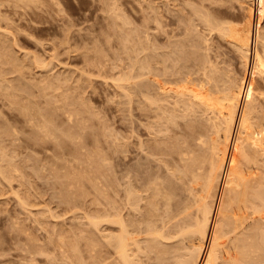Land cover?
<instances>
[{
	"label": "rangeland",
	"instance_id": "rangeland-1",
	"mask_svg": "<svg viewBox=\"0 0 264 264\" xmlns=\"http://www.w3.org/2000/svg\"><path fill=\"white\" fill-rule=\"evenodd\" d=\"M17 3L13 2V0L0 1V160H2L0 161V166H3L0 169H3L2 171L4 172L3 173L0 170V264H74L77 260L78 262L75 264H81L80 259L83 257H87V260L83 258L86 260V264H91L92 261L88 260V257L91 258V255H88L91 252V247H89L91 246V243L88 239L93 235V229L91 226L88 227L89 229L87 227V229L84 228L86 225L89 226L87 219L84 218V216L85 214L86 217L92 215L89 210L93 211V199L97 197L98 192L96 193L93 190L91 184L92 181H87L84 177L81 178L80 184L82 188H85L81 189L80 185L77 187H67L71 182L68 176L84 173V175H91L89 177H91L92 180L93 177L96 179L98 177L97 180L102 181V183L106 185L103 186V191L111 195L113 191L116 190L118 195V197H116L121 202L126 196V190H124V187L129 185L133 186V195L136 198L132 199L133 201L138 199L142 200V203L140 202L142 211L146 209V201L150 197L149 195H151L150 192L152 193L153 191L151 186L148 187V182L156 178L159 179V181H163L166 187H169L167 185H169L168 181L170 179L171 182L174 181L172 185H170V187H173L172 190H175L173 191L175 192L174 201L180 203L182 200H179V197H181L180 195L183 196V191H185L181 184L186 185L187 183H185V180H182V182L181 180H176V178H174V173H170V171L175 170L173 165L178 164L176 159L177 155L172 153L171 149L177 144L181 148H184L182 147V144H184L192 134V132H190L193 128L192 126H199L202 124L199 122H204L205 118H201L203 116H201L202 113L200 114L199 112L200 115H197L196 113V117L194 114H188L184 118V115L189 112L187 111L188 109L186 106L178 107L176 104L170 106L166 105L168 101L170 104L174 103L172 100L175 101V99H172L173 95L171 97V89L167 91V88L172 87V89H174L179 82L180 84L183 82L184 84L182 83V85H184L186 89H191V86L193 85L194 89L199 88V86L201 87V84L199 85V83H202V85L205 83L200 82L205 80L204 77L202 78V76H205L202 74L204 73L202 72L204 67L203 64L207 65L208 69V65L216 63L215 65H217L219 69L218 72H220L218 75L224 73V71L221 73L222 69L219 68L221 64H224L227 69L233 72L231 73L234 76H243L242 74L246 71H243V63L242 65L240 64L242 60L240 55L238 57V51L237 53L235 52V45H232V42L229 41L230 46H233L230 47L228 41H226L230 39L223 35L218 37V32L212 30V28L216 26L214 23L218 24L217 22L220 23V21H228L234 25L236 24V26H241L244 19H246V10L245 7H243L244 5H242V3L244 4V1L40 0V2ZM228 6H231L232 8L229 7V9ZM206 10L208 12L210 11L209 15L214 13L213 16L211 14L207 18L211 17L212 19L215 18V20L218 19L219 21L215 22V20L210 19V23L209 21H206V17H204L205 20H201V18H203L202 12L208 15ZM198 11L201 12L197 15ZM117 15L119 18L116 17ZM196 16L198 17L196 18ZM121 17H123L122 19L124 20H122ZM159 17L162 19H157ZM254 18L253 23L256 22V17ZM204 25L207 26V28L204 27ZM258 27L264 34V20L258 22ZM143 28H145V31ZM210 30H212V32H210ZM190 31L192 32L190 33ZM137 32L139 33L137 34ZM141 32H143V34H141ZM144 33H147V35H144ZM129 34L132 35L130 36ZM200 36L205 38H200ZM221 36L223 37L221 38ZM224 37L228 39H224ZM140 38H142V40L145 39V44H142L143 41ZM197 39H199V41ZM208 41H210V43ZM130 42L132 43L130 44ZM194 42L200 43L196 45ZM134 43L135 45L139 43L141 49L137 47L138 45H133ZM173 43H176L177 45H174ZM179 44L186 45L180 47ZM199 45L200 48L197 47ZM256 45H253L254 49L259 46ZM207 46H210V50ZM128 47L130 51L136 49L133 51L134 54L138 50V54L136 53L138 57L136 54H131L129 50L125 51L123 49H127ZM176 47L179 50H182L178 52ZM204 47L207 48L206 51L203 49ZM143 48H146V50H143ZM147 48H149L150 51ZM170 48L174 49V52H171ZM201 48L203 49V52L199 51ZM160 49H162L163 53H161L162 51ZM215 49H218V51ZM140 50L142 51L141 53ZM191 50H195L196 54L194 53V55ZM8 51L11 56L8 54ZM145 51L148 52L146 53ZM175 51L178 53H175ZM196 51H199L201 54L204 53L207 56L211 55L210 59L208 58L209 56L207 57L204 54L201 55ZM183 52L186 53L184 54ZM125 53L129 56L128 58ZM173 53H175L176 56H174ZM217 53L219 55H217ZM178 54H183L180 55L182 58L178 57ZM168 55L172 59L169 58ZM171 55L176 57V60ZM197 55L202 59H207L203 60L205 63L203 62V64H200L202 65L201 68L195 67L199 66V63L194 64L195 62H199L197 60L199 56L195 57ZM147 56L151 59L147 58ZM183 56L185 57L183 58ZM203 56H206L207 58H204ZM217 56L219 60L216 58ZM131 57L133 61H131ZM143 57L144 59L141 61L140 59ZM191 58H193L192 61L190 60ZM134 59L136 60L134 61ZM184 59L187 60L184 61ZM188 59L190 61H188ZM233 59L236 62L233 61ZM145 60L148 61L147 63L149 67L152 66L149 68L151 70L148 71H153L154 73L157 72V76H153L152 74L154 73H151L153 77L150 73L148 75L147 70V74L141 76L142 78L138 76L139 74H143V72L141 73L143 70L139 69L141 67L139 65L144 62L146 63ZM136 61L139 62L138 65ZM167 61L169 63H167ZM173 61H177L176 63L178 66ZM206 61H210L209 64ZM219 61H221V63ZM200 62H202V60H200ZM130 63L132 64L130 65ZM170 63H172L171 65L173 66H171ZM133 64L135 67L130 68ZM182 65L184 69L180 70L183 68ZM163 66L166 69L169 67L167 70L164 69L167 73L163 70L165 74L162 72ZM154 67H156V70L152 69ZM174 67L178 69V72ZM221 67L225 68L223 66ZM128 69L131 70L132 73ZM240 70L242 71L240 72ZM238 71L240 73H237ZM124 74L127 75L124 76ZM171 75L174 77L173 80L170 79L173 78ZM199 75L202 76L200 77ZM244 75H247V72ZM129 76H131L130 80L128 78ZM132 76H135V78ZM145 76H149V79L151 81L153 80V82H150L149 80V85H147L150 86L149 89L153 90H149L152 92V98H158L160 93L164 95V92L159 91H164V88L166 89L165 91H167L165 95L170 93V96L168 95L166 97L162 96V98H158L161 100L159 103L160 105L156 106V109H154L155 106L151 107L153 105L149 106L148 103L143 100L145 98L142 99V97H144L143 93L141 94L140 92L142 87L136 89V85L133 84L132 87L127 83L136 82L138 83L137 86L140 84L146 85L148 83L143 79ZM177 76L181 77L182 82L179 80L180 78L176 79ZM182 77L184 79H182ZM247 77H249V74ZM125 78L126 81L127 79L128 81L126 82L127 84L124 82V85L127 89H130L128 86L132 87L130 91H126L127 89H124L125 87L122 88L124 85L119 83V81H121V83L125 81ZM157 78L161 79L159 80ZM162 78L166 81L164 82ZM155 80L163 81L160 82L161 85L157 84L159 85V87L157 86L159 88L158 90L157 87L155 88ZM191 81L196 82V84H191ZM118 85H122L121 88H119L120 86ZM160 86L163 87V89ZM179 86L180 85L177 86L178 89L180 88ZM184 86L182 87L185 90ZM131 90L133 91V94L130 93L132 92ZM154 90L159 91L157 92L159 95L156 97ZM125 92L127 93L124 94ZM139 93L143 96L141 97ZM136 96L137 98H135ZM168 97L171 98L168 99ZM138 98L142 102L139 101ZM166 98L168 100L167 103L165 100L162 101V99ZM129 99L133 102L129 101ZM143 102L146 105L141 104ZM161 103L162 105L164 103L166 104L162 107ZM139 105L144 107L140 108ZM174 105L177 107H174ZM165 107L166 109H164ZM24 108L26 111L23 110ZM169 108L171 110L175 109L174 112L176 114L171 112ZM144 109L146 111H142ZM177 109L178 111H176ZM151 111H153V113ZM180 111L185 114L180 113ZM165 115L171 117V120L167 117H163ZM197 117L199 119H197ZM164 118L165 121L167 119V123L163 121ZM159 119L160 121H157ZM172 119L174 121H172ZM29 122H33V125H31L32 123L29 124ZM168 122L170 123L168 124ZM44 123H46L45 126L43 125ZM47 123L49 126H47ZM171 125H173V127ZM43 126L48 129L41 128V130H51L52 133L46 131L47 133L49 132L47 134L45 131L44 133L39 129L37 130V128ZM55 127H57V129H53ZM53 135L54 137L52 138ZM73 136L75 138H73ZM37 140L40 142H37ZM174 142L177 144H173ZM119 144L121 147H119ZM168 145H171L172 147H169ZM40 146L45 148H41ZM45 149L48 150L46 153L47 155L43 152ZM101 150L103 152H100ZM63 153L65 154L64 156ZM56 154L61 158H57V156L54 157ZM98 155H100L99 159ZM44 157H47L48 160ZM89 157L92 159L88 160L87 158ZM94 157L98 160L103 158L107 161L103 159L98 161ZM52 158H56V160L53 162L54 159L50 160ZM64 158L65 160H63ZM42 159L45 161L42 162ZM49 161L53 162V164ZM70 161H72V163H70ZM73 161H75L76 164ZM86 161H88V163ZM91 162L93 164L90 166L89 163ZM165 163L170 166L167 164L165 165ZM85 164L91 169L90 172H87L89 171V168L86 169L87 171L82 169L88 167ZM41 165H45V168L42 166L40 169ZM62 165L64 167L61 170L56 171V169H59ZM70 166L78 169L80 167L82 168L75 170L76 168L73 169L70 168ZM171 166L173 169H171ZM94 167H98V169ZM67 169L72 170L73 172ZM81 169L83 170L82 173L79 172ZM93 169L96 170L93 171ZM110 169H112V171H110ZM4 170L10 172L7 173ZM65 170L67 173H70L64 174ZM125 171H128V174ZM171 174H173V178L171 177ZM65 176H67L66 179H64ZM59 177H62L63 179ZM100 177L103 178L100 179ZM114 179V183L117 184H111L113 182L111 180ZM140 179L145 180L146 182L141 181ZM159 181L157 180L158 183ZM64 182H68V184H65ZM107 183H110V185H107ZM164 183H161V185ZM162 186L165 188L164 185ZM180 187H182V189ZM142 189H145L146 191ZM84 193H88L89 196ZM176 193L179 194L177 195ZM125 212L129 213V218L131 220H138L139 215L134 213L129 207L125 209ZM160 217L161 216L158 215L155 219L159 220ZM77 219L80 220L81 223ZM82 223H86V225ZM136 223L137 225L139 224L138 222ZM157 224H159V221ZM80 225H82V227ZM80 237L83 239L79 240ZM85 237L87 240H85ZM61 238L62 240H60ZM73 245H77L76 252H74V249L71 250L72 248H70ZM68 248L69 250L67 251ZM87 249L88 252L83 251ZM37 250H39V252ZM69 252L70 254H68ZM64 255L69 258L66 260ZM78 255H80V258ZM32 258L36 261L34 260V262Z\"/></svg>",
	"mask_w": 264,
	"mask_h": 264
},
{
	"label": "bare ground",
	"instance_id": "bare-ground-1",
	"mask_svg": "<svg viewBox=\"0 0 264 264\" xmlns=\"http://www.w3.org/2000/svg\"><path fill=\"white\" fill-rule=\"evenodd\" d=\"M9 1H11V0H9ZM38 1L40 2V0H38ZM38 1L37 0H13V2H16V3L17 2L18 3L19 2H38ZM243 1H244V4L242 3V5H244L243 7H245V10H246V17H245L246 19H244V21L242 22L243 24L241 23L242 25L239 24L241 26H236V24L234 25L232 23H229L228 21H227L228 23L227 22H221V21L219 23V22H217V21H219L218 19L215 20V18L212 19L211 17L207 18L208 16H210L212 14L211 13L209 15L210 11L208 12L207 10L206 11L208 12V15L205 14L204 12H202L203 18H201L200 16L199 17L201 18V20H205L204 17H206L207 22L210 19H212L218 23V24L214 23V25H216V26L213 27L212 30H216L218 32V35H219V36L217 35L218 37H220V35L228 37L230 40H226V41H228V43H229V41H231L232 42L231 44L235 45L234 48L236 49V51H235V49H234V51L236 53L238 51V53H239L238 57L240 55V58L242 60V62H240V64L242 65V63H243V65H242L243 69H244L243 71H246L247 75L249 74V77H247V75H244L246 72L244 74H242L243 76L240 75L241 77L234 76L232 74L233 72L231 70L227 69L224 66V64H221V66H223L225 68H222L221 66H219V68L222 69L221 73L223 71H224V73L222 75L221 74L218 75L220 72H218L219 69H218L217 65H215L216 63H213V64L211 63L210 65H208V69H207V65L203 64V62H204L203 60H207V59H202V58H200L199 55H197L195 57L199 56L197 58V60L199 62H195L194 64L199 63L198 64L199 66H195L196 68L197 67L201 68L202 65H200V64H203V66H204L203 67L204 71L202 70V72H204V73H202V72L201 73L204 74L205 76L199 75L200 77L202 76V78L204 77L205 80L202 79L203 81H200V82H205V83H203L204 85H202V83H199V85L201 84V87L199 86V88H196V86H195L196 89H194V87H193L194 85H193V86H191V89H189L187 87L188 84L190 83V81H189V83L186 86L188 89H186L185 86L182 85L183 82L181 80V77H179L180 76L179 75V76H177L176 79L180 78L179 80H181V82H182L181 84H180V82L178 83V85H180L179 86L180 88L178 89L177 84H175L177 86L174 87V89H172L171 86H170L171 88H169V87H168L169 89L167 88V91L171 89V92H172L171 97L173 95L172 99H175V101L172 100V102H174V103L171 102L172 104H170L169 101L167 100V98L162 99V101L165 100L166 103L168 101L169 104L164 103L168 106L173 105V104L178 105V107L186 106V108L188 109L187 111H189V112H187L186 115H184V118L188 114L189 115L194 114V116H195L196 113H197V115H200L202 113L201 116H203V117H201V118H205L204 122H199V123H202L199 126L197 125V123H196L197 127L194 125L192 126L193 127L192 130H190V132H192V134L189 137L187 136L189 139H187V141L185 140L186 142H184V144H182L183 146L181 145L184 148H181L176 143L177 142L176 141L173 144H177L178 146L175 145V147L173 146V148L171 149V152L175 153L177 155L176 156L177 158L176 157L175 158L177 159V163H178L177 165H179V166H177L175 164L176 167H175V165H173L175 170H172L174 172L170 171L171 169H173L172 166H171L172 168L169 171H170V173H174V176H175L174 178H176V180H181V182H182V180H185V183H187L186 185L181 184L183 187V190L185 189V191H183L185 196L180 195L181 197H179L180 198L179 200H182V201H180V203L178 201H174V193L175 192H173V191H175V190H172L173 189L172 186L170 187V185H172V183L174 181L171 182L169 179V181L171 183L168 181L169 185H167V186H169V187H166L165 183L163 181H159V179L154 178V180L149 181L147 184L148 187L151 186L153 191H152V193L150 192V194H151V195H149L150 197L148 196L149 198L148 199L146 198L147 199V201H146L147 207H146V209H144V211H142L141 207H140V202L142 200L138 199L136 201H133V199H132V198H136L133 195V189H132L133 186L129 185V186L124 187V190H126V196H125V198H123V201L121 202L120 200L117 199L118 195L116 193V190H114L113 193L111 192L112 193L111 195L107 194L105 191H103V186H106V185L104 183H102V181L97 180L98 177H97V179L93 177V180H92V178L89 177L91 175H84V173H82V171H83L82 169L86 170L89 168V166L87 164H85V165L88 167H85V168L80 167L82 169L79 172H81L82 174L78 173L77 175H75V174L70 175V176H68V178H69V180H71V182L69 184H68V182L65 183L66 181L64 182L65 184H68L67 187H69V186L77 187L78 185H80V188L83 189L85 187L82 188L80 181H81V178L84 177L85 179H87V181L88 180L92 181L91 184H92L93 190L96 193L98 192L97 197L95 199H93V205L94 206L93 205L92 206L94 207V209H93V211L89 210V211H91L92 215L90 214L91 216H87V217H86V214H85V216L83 215L84 218L87 219V223L89 226H87L86 223H82V224L86 225V226L84 225L85 226L84 228H86V227L88 228L91 226V228L93 229V235L91 236L90 239H88V240H90V243H91V246H89V247H91L92 253L90 252V254H88L89 256L91 255V258L88 257V260L92 261L91 264H264V34L260 31V29L258 27V22L261 20H264V0H243ZM208 5H210V4H208ZM19 6H17V7H19ZM229 7H231V6H228V8ZM224 11H222V12H224ZM200 12L201 11H198L197 15ZM230 12H232V11H230ZM216 13H217V11H216ZM158 14H160V13H158ZM213 14H212V16H213ZM162 16H164V15H162ZM216 16H218V15H216ZM116 17L119 18L118 15ZM197 17L198 16H196V18ZM254 17H256L255 23H253L254 22L253 19H255ZM122 18L123 17H121V19ZM160 18L161 17H159L157 19H160ZM122 20H124V19H122ZM201 20H199V21H201ZM125 21H123V22H125ZM157 21H155V22H157ZM189 21H190V19H189ZM224 21H226V20H224ZM207 22H206V24H207ZM172 23H173V21H172ZM172 23H170V24H172ZM236 23H238V22H236ZM205 25H204V27L207 28V26H205ZM126 26H127V22H126ZM144 29L145 28H143V30ZM147 30H149V29H147ZM212 30H210V32H212ZM192 31H190V33ZM139 32H140V30H139ZM139 32H137V34ZM206 32H204V33H206ZM210 32H209V34H210ZM123 33H125V32H123ZM127 33H129V32H127ZM141 34H143V32H141ZM145 34L147 35V33H144V35ZM129 35L131 36L132 34H129ZM202 35H204V34H202ZM187 36H188V34H187ZM201 36H200V38H205V37H201ZM206 36H208V35H206ZM223 36H221V38ZM225 37H224V39H228ZM140 39L142 40V38H140ZM188 39H190V38H188ZM144 40H142L143 41L142 44H145ZM197 40L199 41V39H197ZM208 40H209V38H208ZM179 41H181V40H179ZM133 42H135V41H133ZM208 42L210 43V41H208ZM131 43L132 42H130V44ZM135 43L133 45H135ZM176 43H178V42H176ZM176 43H173V44L177 45ZM187 43H189V42H187ZM194 43H196V45H198L200 42L199 43L194 42ZM194 43H193V45H194ZM202 43H203V41H202ZM136 45H138L137 47H139V43ZM182 45H186V44H182ZM182 45H180V47ZM208 45H210V44H208ZM232 45L230 46V43H229L230 47H233ZM253 45H256V46L259 45V46L254 49ZM145 46H143V47H145ZM203 46H204V44H203ZM203 46H201V47H203ZM131 47H132V45H131ZM194 47H196V46H194ZM194 47H191V48H194ZM197 47L200 48V45ZM149 48H150V46H149ZM149 48H147V49L150 51ZM187 48H189V47H187ZM209 48H210V46L208 47V49ZM123 49L125 51H128L129 47L127 49H125V48H123ZM144 49L146 50V48H143V50ZM167 49H169V48H167ZM176 49H178V48L176 47ZM203 49L206 51L207 48L204 47ZM203 49L201 48V50H199V51L203 52ZM134 50H136V49H134ZM160 50L162 51V49H160ZM173 50L174 49H171V52ZM181 50L178 49V52ZM212 50H214V49H212ZM215 50L218 51V49H215ZM133 51H130L131 54L133 53ZM191 51L193 52V54L195 53V50L194 51L191 50ZM199 51H196V52H199ZM229 51H231V50H229ZM137 52H139V51L137 50ZM137 52H135V54ZM141 52L142 51L140 50V53ZM178 52L175 51V53H178ZM187 52H188V50H187ZM161 53H163V51ZM175 53H173L174 56H176ZM183 53L185 54L186 52H183ZM228 53H230V52H228ZM228 53H226V54H228ZM8 54L10 55L9 51H8ZM135 54L133 53V55H135ZM203 54H201V55H203ZM125 55H126V53H125ZM169 55H170V53H169ZM178 55H179L178 57H181L180 55H183V54H178ZM204 55H206V54H204ZM217 55H219V54L217 53ZM126 56H127V58L129 57L128 55H126ZM171 56H173V55H171ZM188 56H190V55H188ZM206 56H203V57L207 58L209 55L207 57ZM210 56L208 57L209 59H210ZM213 56H215V55H213ZM119 57H122V56H119ZM137 57H138V55H137ZM184 57L185 56H183V58ZM147 58H149V57L147 56ZM169 58H171V57L169 56ZM216 58L218 59V56ZM120 59H122V58H120ZM136 59H138V58H136ZM136 59H134V61ZM142 59H144V57L141 58L140 60L142 61ZM149 59H151V58H149ZM174 59L176 60V57H174ZM192 59L193 58H191L190 60L192 61ZM223 59H224V57H223ZM236 59H238V58H236ZM158 60H160V59H158ZM185 60H187V59H184V61ZM190 60L188 59V61H190ZM194 60H196V59H194ZM200 60H202V62H200ZM131 61H133L132 57H131ZM145 61H146V63L144 62L143 64L139 65V66H141L139 69L143 70V71H141V73L143 72V74L138 75L140 77L147 74V73H148V75H149V73H150V75H151V73H154L153 71H148V70H151L149 68L152 66L149 67L148 63H147L148 61L147 60H145ZM161 61H164V60H161ZM168 61H167V63H169ZM221 61H223V60H221ZM221 61H219V62L221 63ZM233 61H235V60L233 59ZM136 62H135V64H136ZM151 62H153V61H151ZM164 62H166V61H164ZM173 62L176 63L177 61H173ZM206 62L209 64L210 61H206ZM212 62H214V61H212ZM132 63H134V62H132ZM132 63H130V65ZM138 63L139 62H137V65H138ZM171 64L172 63H170V65ZM240 64H239V66H240ZM176 65H177V63H176ZM165 66H167V65H165ZM171 66H173V65H171ZM177 66H176V68H177ZM133 67H135L134 64H133V66H130V68H133ZM182 67H183V65H182ZM136 68H134V69H136ZM154 68H152V69L156 70V67H154ZM164 69H166V68L163 66L162 72ZM183 69H184V67L181 68L180 70H183ZM146 70L148 71L147 73H146ZM166 70H164V72H166ZM176 70L178 72V69H176ZM227 70H229V71H227ZM129 71H131V70H129ZM241 71L242 70H240V72ZM126 72L129 73L128 71H126ZM135 72H138V71H135ZM240 72L238 71L237 73H240ZM131 73H132V71H131ZM131 73H129V74H131ZM156 74H158V73L156 72L152 75L157 76ZM190 74H191V72H190ZM199 74H200V72H199ZM125 75H127V74H124V76ZM172 75H173V73H172ZM151 76H150V78H151ZM196 76H198V75H196ZM130 77L131 76L128 77L129 80L131 79ZM132 77L135 78V76H132ZM163 77H165V76H163ZM138 79H140V78H138ZM143 79H145V82L148 84H146V85L140 84L139 86H137L138 83H136V82L129 83V82H127L128 79L126 81V78H125V81H123L122 83L118 79L117 80L119 81L120 84H123V85L127 82L128 84H130V86L133 87V84H134V85H136V89H139L142 87V89H140V92H141V94L143 93L144 97H142L143 95H141L139 93L141 95L142 99L145 98L143 100H145V102L148 103L149 106L150 105H153L151 107L155 106L154 109H156V106L160 105L159 103L161 100L158 98H162V96L166 97L170 93L165 95L167 93V91H165L166 89L164 88V91L159 90L160 92H164V95H162L160 93V96H161L160 97V96H158L159 94L157 93L159 91L154 90L155 91L154 94H156L155 97L158 96V98H154V97L152 98L153 95H152L151 91H153V90L149 89L150 86H147V85H149V82H148L150 80L149 76H145ZM157 79L160 80L161 78H157ZM170 79L173 80L174 77L170 78ZM182 79H184V78L182 77ZM117 80H116V82H117ZM159 80L158 81L155 80L156 82L154 81L156 84V86L154 85L155 88L157 86L159 87V85H161L160 82H163L162 80L161 81H159ZM172 80H170V81H172ZM196 80H198V79H196ZM134 81H138V80H134ZM165 81L166 80H164V82ZM145 82H143V83H145ZM150 82H153V80L152 81L150 80ZM157 82H159V83H157ZM197 82H199V81H197ZM117 84H118V82H117ZM157 84H159V85H157ZM191 84H196V82L191 81ZM181 85L184 86L185 90L183 89V87ZM118 86H120L119 88H121L122 85H118ZM123 87H125L124 89H127L125 85L122 86V88ZM132 87L128 86V88H130V89ZM158 87H157V90L159 89ZM163 87H165V86H163ZM163 87H161V88L163 89ZM181 87H182V89H181ZM130 89H127L126 91H130ZM149 90H151V91H149ZM122 92H124V91H122ZM135 92H137V91H135ZM126 93L127 92H125L124 94H126ZM130 93L133 94V91ZM125 97H127V96H125ZM128 98H130V97H128ZM135 98H137V96ZM170 98L168 97V99H170ZM138 99H136V100H138ZM129 101H131V99H129ZM139 101H141V100L139 99ZM131 102H133V101H131ZM141 104L144 105L145 103L143 102ZM163 105L161 103L162 107H163ZM129 106H130V104H129ZM168 106H166V107H168ZM143 107L140 106V108H143ZM166 107L164 109H166ZM174 107H177V106L174 105ZM170 108H169V110L171 112L175 113L174 112L175 109L171 110ZM23 110H25V108ZM150 110H151V108H150ZM142 111H146V110L144 109ZM176 111H178V109ZM151 112L153 113V111H151ZM180 113L183 114L184 112L180 111ZM75 114H76V112H75ZM149 114H151V113H149ZM163 114H164V112H163ZM177 114H179V113H177ZM67 116H69V115H67ZM177 116H179V115H177ZM142 117H144V116H142ZM163 117H167V115H165ZM190 117H192V116H190ZM198 117H200V116H198ZM198 117H197V119H199ZM167 118L170 119L171 117H167ZM71 119H70V121H71ZM157 121H160V119ZM163 121H165V118ZM172 121H174V120L172 119ZM202 121H203V119H202ZM165 122L167 123V119ZM30 123H32L31 125H33V122H29V124ZM41 123H43V122H41ZM169 123L170 122H168V124ZM156 124H157V122H156ZM174 124H175V122H174ZM43 125L45 126L46 123H44ZM44 126L37 128V130L38 129L41 130V128L48 129V128H44ZM47 126H49V124ZM171 126L173 127V125H171ZM31 127H34V126H31ZM14 129H16V128H14ZM53 129H57V127L53 128ZM62 130H63V128H62ZM41 131L44 132L45 130H41ZM41 131H39V132H41ZM46 131H49L52 133L51 130H46ZM35 134H37V133H35ZM73 134H76V133H73ZM63 135H64V133H63ZM49 137H51V136H49ZM53 137H54V135L52 136V138ZM181 137H185V136H181ZM73 138H75V137L73 136ZM186 138H183V139H186ZM181 139H179V140H181ZM55 141H56V139H55ZM37 142H40V141L37 140ZM117 144H118V142H117ZM170 144H172V143H170ZM42 145H43V143H42ZM121 145H122V143H121ZM56 146H58V145H56ZM168 146L170 147L171 145H168ZM33 147H34V145H33ZM45 147H41V148H45ZM119 147H121L120 144H119ZM43 152H45L44 154H46L48 152V150L45 149V150H43ZM100 152H103V151L101 150ZM50 153H52V152H50ZM158 153H160V152H158ZM95 154H98V153H95ZM64 155L65 154L63 153V156ZM89 155H91V154H89ZM56 156H57V154L54 157H56ZM47 157H44V158L46 160H48ZM58 157L59 156H57V158ZM99 157H100V155H98V159H99ZM162 157H164V156H162ZM168 157H170V156H168ZM171 157H173V156H171ZM59 158H61V157H59ZM53 159L54 158H52L50 160H53ZM87 159L90 160L92 158L89 157ZM95 159H97V158H95ZM102 159L103 158H101V160ZM37 160H39V159H37ZM42 160H43L42 162L45 161L44 159H42ZM55 160H56V158L53 160V162ZM63 160H65V158ZM84 160H86V159H84ZM101 160H98V161H101ZM103 160H106V159H103ZM0 161H2V160H0ZM4 161H5V159H4ZM75 161H73V162L76 164ZM49 162H51V161H49ZM49 162H47V163H49ZM53 162H51V163L53 164ZM86 162L88 163V161H86ZM165 162H167V161H165ZM70 163H72V161H70ZM10 164H9V166H10ZM52 164H50V165H52ZM89 164L91 166V164H93V163L91 162ZM166 164L167 163H165V165ZM54 165H56V164H54ZM167 165L170 166L169 164H167ZM42 166H44V168H45V165H41L40 169L42 168ZM2 167L0 166V168H2ZM63 167L64 166L62 165L61 167H59V169H56V171L61 170ZM57 168H58V166H57ZM70 168H73V166L72 167L70 166ZM75 168H73V169H75ZM94 168L98 169V167H94ZM51 169H53V168H51ZM69 169H67V170H69ZM79 169L76 168L75 170H79ZM96 169H93V171ZM0 170H1V172H3L2 171L3 169H0ZM12 170H14V169H12ZM42 170H44V169H42ZM53 170H55V169H53ZM124 170H126V169H124ZM4 171L7 173L10 172V171H6V170H4ZM69 171H72V170H69ZM90 171H91V169L89 168V171H87V172H90ZM110 171H112V169H110ZM64 172H65L64 174L67 173L66 170ZM98 172H101V171H98ZM125 172L127 173L128 171H125ZM69 173H67V174H69ZM85 174H90V173H85ZM1 175H3V174H1ZM54 175H56V174H54ZM172 175L173 174H171V177L173 178ZM4 176H6V175H4ZM59 176H61V175H59ZM123 176H124V174H123ZM158 177H160V176H158ZM59 178L63 179L62 177H59ZM66 178H67V176L64 177V179H66ZM101 178H103V177H100V179ZM164 178H166V177H164ZM142 179H140V180L145 181ZM82 180H84V179H82ZM140 180H138V181L141 182ZM157 180L159 181V183L157 182ZM61 181H63V180H61ZM111 181H113V182L111 183ZM111 181H110L111 184H117V183H114L115 179L111 180ZM164 181H165V179H164ZM131 182H133V181H131ZM166 182H167V180H166ZM54 183H56V182H54ZM110 183H107V185H110ZM141 183H143V182H141ZM161 183H164L162 185H164L165 188L161 185ZM61 184H63V183H61ZM124 184H126V183H124ZM136 185H137V183H136ZM141 185H139V186H141ZM183 185L185 186V188ZM64 187H66V186H64ZM182 187H180V188L182 189ZM125 188H127V189H125ZM145 189H142V190H145ZM70 190H72V189H70ZM176 191H178V190H176ZM70 192H72V191H70ZM88 193H84V194H87L89 196ZM183 193H180V194H183ZM67 194H69V193H67ZM79 194H80V192H79ZM146 195H147V193H146ZM136 196H138V195H136ZM67 197H68V195H67ZM93 197H94V195H93ZM76 198H79V197H76ZM82 198H84V197H82ZM143 204H145V203H143ZM78 206H79V204H78ZM128 207L130 209H132L134 213L139 215L137 221L131 220L129 218V213L125 212V209ZM142 212H145V213H142ZM158 215H160L161 217L159 220H156L155 217ZM78 218H80V217H78ZM81 219H82V216H81ZM86 219H83V220H86ZM78 221L81 223L80 220H78ZM158 221H159V224H157ZM82 222H85V221H82ZM136 222H138L139 224L137 225ZM80 226L82 227V225H80ZM81 239H83V238L80 237L79 240H81ZM60 240H62V238ZM85 240H87V238ZM85 240H83V241H85ZM74 241H76V240H74ZM84 245H85V243H84ZM73 246L70 248H72L71 250L74 249L75 250L74 252H76L77 245L74 246V248H73ZM68 250H69V248L67 249V251ZM80 250H82V249H80ZM37 251L39 252V250H37ZM83 251L88 252V249L83 250ZM89 251H90V249H89ZM68 254H70V252ZM79 256L80 255H78V257ZM64 258H66V260H67V258H69V257L64 255ZM71 258H72V256H71ZM83 258L80 259V262H81V264H86L87 262H85V261L87 260L86 259L87 257L84 258L86 260H84ZM32 259H30V260H32ZM34 260L35 259H33V261ZM89 261H88V263H89ZM76 262H78V260L75 261V263ZM30 263H32V262H30ZM32 264H34V263H32Z\"/></svg>",
	"mask_w": 264,
	"mask_h": 264
}]
</instances>
